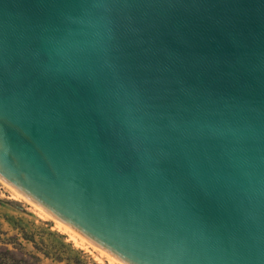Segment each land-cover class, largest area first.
<instances>
[{
  "label": "water",
  "instance_id": "obj_1",
  "mask_svg": "<svg viewBox=\"0 0 264 264\" xmlns=\"http://www.w3.org/2000/svg\"><path fill=\"white\" fill-rule=\"evenodd\" d=\"M0 180L118 264H264V0H0Z\"/></svg>",
  "mask_w": 264,
  "mask_h": 264
},
{
  "label": "rangeland",
  "instance_id": "obj_2",
  "mask_svg": "<svg viewBox=\"0 0 264 264\" xmlns=\"http://www.w3.org/2000/svg\"><path fill=\"white\" fill-rule=\"evenodd\" d=\"M14 197L0 183V246L21 248L37 256L39 264H118L87 242H75L53 220Z\"/></svg>",
  "mask_w": 264,
  "mask_h": 264
},
{
  "label": "trees",
  "instance_id": "obj_3",
  "mask_svg": "<svg viewBox=\"0 0 264 264\" xmlns=\"http://www.w3.org/2000/svg\"><path fill=\"white\" fill-rule=\"evenodd\" d=\"M39 260L37 256L24 252L21 248L0 246V264H39Z\"/></svg>",
  "mask_w": 264,
  "mask_h": 264
},
{
  "label": "bare ground",
  "instance_id": "obj_4",
  "mask_svg": "<svg viewBox=\"0 0 264 264\" xmlns=\"http://www.w3.org/2000/svg\"><path fill=\"white\" fill-rule=\"evenodd\" d=\"M0 183L4 186V187H6L8 190H10L11 192H12V196L14 197H17V198H20V199H22V200H24V201H26L28 204H30L33 208H34V210L36 209L39 213H41L42 214V216H44V217H46V218H49V219H51V220H53L52 218H50L48 215H46L44 212H42L40 209H38L36 206H34L32 203H30L28 200H26L24 197H22V196H20L16 191H14L12 188H10L8 185H6L5 183H3L1 180H0ZM14 197V198H15ZM40 214V215H41ZM54 221V220H53ZM55 222V221H54ZM56 223V225L60 228V230H63V231H65L66 233H68V234H70L71 235V238L72 237H74V241H75V238H79V237H77L76 235H74L73 233H71L70 231H68L67 229H65L64 227H62L61 225H59L57 222H55ZM81 241H84V240H82L81 238H79ZM76 242V241H75ZM85 242V241H84ZM84 244V243H83ZM94 248V247H93ZM101 252V251H100ZM113 260V259H112ZM115 261V260H114Z\"/></svg>",
  "mask_w": 264,
  "mask_h": 264
}]
</instances>
